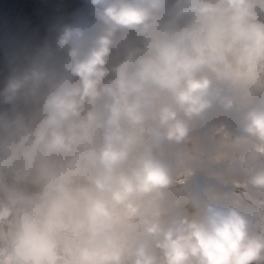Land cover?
<instances>
[{"label": "clouds", "instance_id": "1", "mask_svg": "<svg viewBox=\"0 0 264 264\" xmlns=\"http://www.w3.org/2000/svg\"><path fill=\"white\" fill-rule=\"evenodd\" d=\"M12 8L0 264H264V0Z\"/></svg>", "mask_w": 264, "mask_h": 264}, {"label": "rangeland", "instance_id": "2", "mask_svg": "<svg viewBox=\"0 0 264 264\" xmlns=\"http://www.w3.org/2000/svg\"><path fill=\"white\" fill-rule=\"evenodd\" d=\"M19 2L20 0H0V31H2L5 17L14 11L12 6Z\"/></svg>", "mask_w": 264, "mask_h": 264}]
</instances>
